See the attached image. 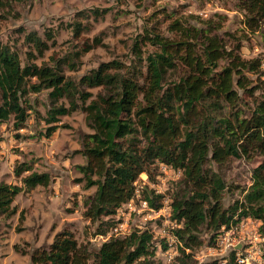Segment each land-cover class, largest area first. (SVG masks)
Here are the masks:
<instances>
[{
	"label": "trees",
	"instance_id": "16d2710c",
	"mask_svg": "<svg viewBox=\"0 0 264 264\" xmlns=\"http://www.w3.org/2000/svg\"><path fill=\"white\" fill-rule=\"evenodd\" d=\"M27 1L0 0V5L9 8ZM237 1L244 12V28L264 34V0ZM217 28L211 21L196 27L182 18L171 20L165 33L145 27L133 40V59L125 69L110 71L108 63H101L77 81L65 75L76 69L77 61L68 56L51 57V64L22 63L10 46L0 43V124L24 128L29 116L36 114L30 95L41 91H47L49 103L44 137L54 133L59 117L84 113L91 133L78 151L85 158L79 182L84 189L94 187L83 217L98 223L95 234L110 230L117 209L133 197L141 174L154 183L161 166L181 171L178 189L167 194L171 218L180 223L175 234L183 246L170 264H236L234 250L202 262L195 255L204 245L201 234L208 237L204 248L212 246L220 227L240 218L257 221L258 235L264 238L262 58H243L241 38L219 36L214 33ZM32 40L45 47L38 37ZM85 46L84 52L92 48ZM244 97L251 105L243 112ZM252 153L261 160L252 171L251 184L242 189L241 199L224 208L226 185L211 165L220 167ZM13 173L19 184L0 183L3 214L11 213L19 193L50 183L48 173L32 171L29 163L17 164ZM143 197L150 206H160L162 195L145 190ZM154 243L149 232L134 229L124 237H108L90 252L71 233L61 231L30 259L32 264H159Z\"/></svg>",
	"mask_w": 264,
	"mask_h": 264
},
{
	"label": "rangeland",
	"instance_id": "374dc122",
	"mask_svg": "<svg viewBox=\"0 0 264 264\" xmlns=\"http://www.w3.org/2000/svg\"><path fill=\"white\" fill-rule=\"evenodd\" d=\"M175 18L196 27L211 21L218 27L214 33L219 36L226 38L227 34H234L241 38L243 58H264V34L249 33L244 28V12L237 0H30L9 8L0 5V43L10 46L22 63L51 64V57L68 56L77 61L76 69L65 71V75L77 81L101 63H108L110 71L125 69L133 59L132 44L136 36L145 27L154 26L164 32ZM49 33L53 35L51 39ZM34 36L45 47L33 42ZM96 41L100 43L98 46ZM85 45L92 48L84 52ZM260 81L264 88V72ZM85 91L95 94L97 90ZM46 95L47 91L30 95L36 114L29 116L24 128L15 130L11 122L0 124V183L19 184L13 169L22 162L31 164L32 171L50 176L48 187L19 193L10 205L11 213H0V264H32L31 254L46 249L61 231L71 233L90 252L97 251L108 238L109 230L102 240L101 235L95 234L98 223L83 217L86 198L94 192V187L84 189L83 182H79L85 158L78 151L84 137L91 133L84 113L78 110L59 117L56 130L46 138L43 136L48 127L44 122L49 107ZM248 105L250 100L244 97L240 109L244 112ZM260 160L259 155L252 153L249 158L229 159L220 167L211 165L226 185L222 197L224 208L241 199L240 193L251 184L252 171ZM156 173H161L160 169ZM179 181L180 178L173 185L166 181L161 185L141 174L135 185H139L141 197L143 187L151 191V186L157 184L169 197L168 191L175 192ZM157 203L161 204V199ZM127 224L129 227L150 225L133 216ZM201 238L204 245L198 249L200 254L195 255L198 262L209 259L205 254L207 247L204 248L208 237L201 234ZM254 253L264 264V241L257 243ZM156 260L164 264L161 256Z\"/></svg>",
	"mask_w": 264,
	"mask_h": 264
},
{
	"label": "built area",
	"instance_id": "2783aa9c",
	"mask_svg": "<svg viewBox=\"0 0 264 264\" xmlns=\"http://www.w3.org/2000/svg\"><path fill=\"white\" fill-rule=\"evenodd\" d=\"M260 66L264 70V58ZM160 172L158 181L161 185H164L165 181L174 183L181 177L180 170H170L165 166L160 167ZM161 185L151 186L154 195H162L158 208L150 206L149 201L140 196V189L135 186L133 197L117 209L113 225L106 236L124 237L134 229L147 231L155 241L156 257L161 256L164 264H170L183 246L175 234L180 228V223L171 218L170 198L165 196L163 191L165 189ZM132 216L137 217L139 222L142 221L143 224L149 222L150 225L129 227L127 223ZM258 226L259 223L253 219L240 218L235 223L230 222L227 227H220L214 245L207 247L205 254L209 259H220L234 250L236 264H261L254 253L257 243L264 241V238L258 235ZM100 238L106 239L103 236ZM221 261L225 262L223 259Z\"/></svg>",
	"mask_w": 264,
	"mask_h": 264
},
{
	"label": "water",
	"instance_id": "95a60500",
	"mask_svg": "<svg viewBox=\"0 0 264 264\" xmlns=\"http://www.w3.org/2000/svg\"><path fill=\"white\" fill-rule=\"evenodd\" d=\"M135 186H139V185L137 184V185H135ZM143 189H144V190H146V188H145V187H143Z\"/></svg>",
	"mask_w": 264,
	"mask_h": 264
}]
</instances>
